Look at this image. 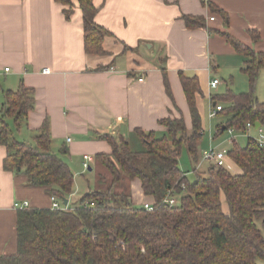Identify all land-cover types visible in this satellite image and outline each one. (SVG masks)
<instances>
[{
  "label": "trees",
  "instance_id": "trees-1",
  "mask_svg": "<svg viewBox=\"0 0 264 264\" xmlns=\"http://www.w3.org/2000/svg\"><path fill=\"white\" fill-rule=\"evenodd\" d=\"M55 1L67 7V19L74 1L78 2L83 13L86 55L107 56L103 43L112 34L95 22L97 8L93 0ZM210 7L226 16L213 4ZM183 20L190 29L205 26L202 18L184 16ZM251 34L254 42H258L259 36ZM222 36L245 57L242 71L247 75L249 91L212 96L214 107L222 106L217 115L223 119L217 136L229 130L245 135L247 124L255 128L257 122L264 132V103L255 92L260 71L264 69V52L256 53L229 34ZM110 67L101 64L95 71ZM166 74L163 70L165 86L171 95ZM180 79L192 128H187L183 118H167L160 122L166 128L160 136L137 129L135 132L145 148L142 152L133 151L128 140L121 136L102 135L99 138L111 146V153L97 154L95 160L109 175V181L104 177L100 180L105 185L109 183L107 190L91 191L74 199L75 176L61 158L68 151L63 148L59 154L53 152L48 119L37 130L33 144L14 137L27 126L29 113L35 108L34 90L21 84L16 92L5 93L0 119V145L7 149L5 171L24 175L29 187L45 188L51 198L62 204L66 199L72 200L67 210L31 206L18 209L17 252L0 256V264L264 262V144L252 137H247L244 146L232 140L226 157L239 169L238 174L219 163L206 173L199 172V145L204 135L197 107L201 88L196 76L180 73ZM6 119L12 120V124ZM183 150L197 165L192 174L180 168ZM188 175L194 176L193 181ZM135 180L141 183L143 195L151 199L154 211L134 204L128 183ZM168 197L177 199V205L165 204Z\"/></svg>",
  "mask_w": 264,
  "mask_h": 264
},
{
  "label": "crops",
  "instance_id": "crops-1",
  "mask_svg": "<svg viewBox=\"0 0 264 264\" xmlns=\"http://www.w3.org/2000/svg\"><path fill=\"white\" fill-rule=\"evenodd\" d=\"M74 4L67 19V7L55 0H0V119L6 92H16L21 84L34 90L35 108L24 128L37 134L48 119L53 152L68 151L61 158L75 176L73 199L78 176L84 172V156L92 157L89 171H93L95 156L111 153V146L99 138L102 135L121 136L129 144V137L136 136L143 145L135 131L162 135L166 128L160 122L167 118H183L187 128H192L180 73L199 80L197 107L204 135L206 104L208 118L219 117H209L214 108L212 96L246 92L245 57L223 33L256 53L264 52V0H93L95 22L112 34L104 40L109 53L104 57L86 55L83 13L78 2ZM210 4L226 16L213 12ZM184 16L202 18L205 26L190 29ZM252 32L259 36L258 42H254ZM101 64L111 67L96 72ZM225 78L229 82L221 86ZM212 80H219V93L211 87ZM222 121L215 129L209 126L203 152L207 148L219 150L241 136L229 132L217 136ZM6 122L12 124L10 119ZM6 156V147L0 145V256L17 252L16 203L52 207L45 188L29 187L24 175L5 171ZM223 162L233 174L239 173L227 157L219 164ZM104 178L110 180L106 170ZM130 188L135 205L152 202L143 195L138 180L131 182Z\"/></svg>",
  "mask_w": 264,
  "mask_h": 264
},
{
  "label": "rangeland",
  "instance_id": "rangeland-1",
  "mask_svg": "<svg viewBox=\"0 0 264 264\" xmlns=\"http://www.w3.org/2000/svg\"><path fill=\"white\" fill-rule=\"evenodd\" d=\"M228 82H229L228 79L225 78V82H222L221 86H225V84H227ZM237 85H239L238 81H237ZM244 87L246 88V92L249 91V81H248V79H247ZM218 89H219V87L217 89L215 88L214 90H216V92L219 93ZM255 92H256V96L258 97V99L261 102L264 103V69H262L260 71L259 81L257 83ZM206 108H207V110H206L207 112H206L204 123L206 124L205 126H206L207 130H206V134L203 136L202 141H201L200 146H199V154H200L201 160H200V163H199L200 166H198V170L201 169V171H199L201 173H206L208 171V168H210V166H211V162L203 161V158H202V152L205 149L203 144H204V140L208 138L209 126H213V129H215L216 125L219 124L223 120L221 117H217L214 120H210L208 118V106H207V104H206ZM158 135L160 136V134H158ZM258 135H259L258 131L253 129V130L249 131L247 134L241 135V136L237 137L236 139H237V142L240 145L244 146L247 143V137H252V138L256 139L258 137ZM34 136H36V133L31 134V133L27 132L26 129L24 128L20 133H15L14 137H15V139L17 141H20V142H24L25 141V142L33 144V137ZM225 136H226V134H225ZM224 138L226 139V137H224ZM129 141H130V144H131V149L133 151H136V152L144 151V149H145L144 146L141 144V142L139 141V139L136 136L129 137ZM230 146H231L230 143H226L225 146H223L218 151H220V150L223 151L225 149H230L231 148ZM215 149L217 150L218 148L215 147ZM179 160H180L179 161V165H180V168H181V170L183 172L184 171H193V168L195 166L197 167V165H194L191 162L190 156L186 152V150L182 151ZM92 165H93V171H89V170L85 171L84 170V172L82 173L81 172L82 168H79L80 172H81V175L83 177L82 176H78V181H77V184H78V188L77 189L78 190H77V193H76L77 194L76 198L84 195L87 192H89L88 187L92 191H97V190L105 191V190H107V187H108L109 183L107 182V184L105 185V183H104L105 181L104 182H100V180H102L103 177H104L105 169L97 161H95ZM223 165L227 168V165L225 164V162H223ZM188 176L190 178V181H193L194 176L193 175H188ZM125 185L127 186V183H125ZM125 185H122V186L126 187ZM128 186L130 187V183H128ZM117 191H119V190H117ZM130 191H131V188H130ZM223 208H224L225 211L227 210V207H226L225 203L223 204ZM258 263L259 264H264V262H261V261H259Z\"/></svg>",
  "mask_w": 264,
  "mask_h": 264
},
{
  "label": "built area",
  "instance_id": "built-area-1",
  "mask_svg": "<svg viewBox=\"0 0 264 264\" xmlns=\"http://www.w3.org/2000/svg\"><path fill=\"white\" fill-rule=\"evenodd\" d=\"M210 20L213 21L214 18H211ZM6 71H9V69L7 68ZM45 73H48V71L45 70ZM139 81H142V79H140ZM210 85L212 88H216L219 85V80H212ZM221 110H222V106L214 107L211 110L209 117L211 119L217 117L218 113ZM247 128H248V132L255 129V128H253V126L251 124H247ZM257 131H258L259 135L256 138V140L262 145V144H264V132H263L262 128H259ZM228 132L231 136H234V134H235V132L233 130H229ZM226 155H227L226 151L220 152V151L216 150L215 148H209L202 153V158H203V161H208V162H211L214 164H218L225 159ZM92 161H93L92 157L84 156L83 170H85V171L89 170L90 166H91L90 164ZM51 201H52V208L55 210H67L68 209V205H64V204L60 203L55 197H52ZM164 203L168 204L169 206H175V205H177V199H175L173 197H168L164 200ZM27 207H29L28 202H22V203H16L15 204V208H17V209H24ZM143 208L149 212H152L155 209L154 205L151 203L143 204Z\"/></svg>",
  "mask_w": 264,
  "mask_h": 264
},
{
  "label": "water",
  "instance_id": "water-1",
  "mask_svg": "<svg viewBox=\"0 0 264 264\" xmlns=\"http://www.w3.org/2000/svg\"><path fill=\"white\" fill-rule=\"evenodd\" d=\"M215 106V105H214ZM259 128H261V124L259 122H257L255 124V130L257 131ZM64 205H68V200H64Z\"/></svg>",
  "mask_w": 264,
  "mask_h": 264
}]
</instances>
